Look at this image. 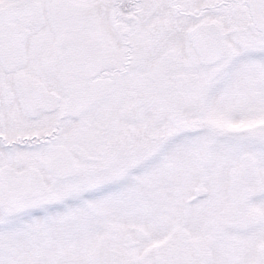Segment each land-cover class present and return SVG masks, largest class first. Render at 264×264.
Masks as SVG:
<instances>
[{
	"label": "snow or ice",
	"instance_id": "obj_1",
	"mask_svg": "<svg viewBox=\"0 0 264 264\" xmlns=\"http://www.w3.org/2000/svg\"><path fill=\"white\" fill-rule=\"evenodd\" d=\"M0 264H264V0H0Z\"/></svg>",
	"mask_w": 264,
	"mask_h": 264
}]
</instances>
